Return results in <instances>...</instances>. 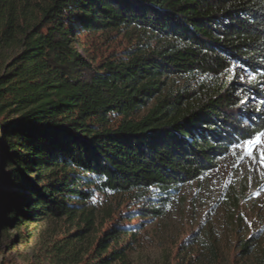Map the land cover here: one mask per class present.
<instances>
[{
  "label": "trees",
  "instance_id": "1",
  "mask_svg": "<svg viewBox=\"0 0 264 264\" xmlns=\"http://www.w3.org/2000/svg\"><path fill=\"white\" fill-rule=\"evenodd\" d=\"M105 30L128 45L94 64L77 34ZM260 133L264 0H0L6 247L50 264H264V226L222 244L164 223L185 185Z\"/></svg>",
  "mask_w": 264,
  "mask_h": 264
},
{
  "label": "rangeland",
  "instance_id": "2",
  "mask_svg": "<svg viewBox=\"0 0 264 264\" xmlns=\"http://www.w3.org/2000/svg\"><path fill=\"white\" fill-rule=\"evenodd\" d=\"M75 44L78 51L94 64L111 54L121 53L128 45L121 33L113 30L86 34L79 32ZM239 80L249 83L246 74H241ZM150 102L146 108L139 111L140 116L145 113ZM113 119L117 121L119 117L115 116ZM255 139L256 137L250 140ZM261 139L264 140V137ZM250 140L237 144L201 181L183 187L181 197L164 222L172 237L182 239L193 231H202L200 228L203 227L204 231L208 228L213 230V233L220 237L221 243L225 244L235 242L240 235L249 236L263 228L264 157L261 153H264V142L253 144L249 149L247 142ZM153 227L146 228L148 239L154 236ZM44 228L45 225H41L38 231L42 232ZM13 234H17V231ZM9 239L12 240V237ZM33 240L36 244L35 239ZM0 244L3 253L0 263L50 264L48 261H40L38 253L33 248L36 246L23 249L21 246L12 245L8 248L6 244L10 243L2 240ZM146 244L149 250L155 252L159 241L153 240ZM20 252L26 253L27 261L19 257Z\"/></svg>",
  "mask_w": 264,
  "mask_h": 264
},
{
  "label": "snow or ice",
  "instance_id": "3",
  "mask_svg": "<svg viewBox=\"0 0 264 264\" xmlns=\"http://www.w3.org/2000/svg\"><path fill=\"white\" fill-rule=\"evenodd\" d=\"M264 137V133H260L255 140H250L247 142V148H251L253 144H260L262 142H264V140H262L261 138ZM251 154V152H249V155ZM262 157H264V153H261Z\"/></svg>",
  "mask_w": 264,
  "mask_h": 264
}]
</instances>
